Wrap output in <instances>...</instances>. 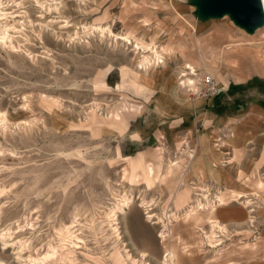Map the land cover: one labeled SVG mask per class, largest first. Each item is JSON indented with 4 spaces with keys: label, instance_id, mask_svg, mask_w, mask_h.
Segmentation results:
<instances>
[{
    "label": "rangeland",
    "instance_id": "374dc122",
    "mask_svg": "<svg viewBox=\"0 0 264 264\" xmlns=\"http://www.w3.org/2000/svg\"><path fill=\"white\" fill-rule=\"evenodd\" d=\"M194 11L189 0H0V264H165L169 253L264 264V165L235 187L197 183L193 146L137 136L155 94L132 86L136 72H162L192 99L184 83L220 72L235 107L264 104V68L245 76L229 62L244 52L226 58L252 37L264 48V27L249 35ZM184 189L192 200L177 207Z\"/></svg>",
    "mask_w": 264,
    "mask_h": 264
},
{
    "label": "crops",
    "instance_id": "0c3cea01",
    "mask_svg": "<svg viewBox=\"0 0 264 264\" xmlns=\"http://www.w3.org/2000/svg\"><path fill=\"white\" fill-rule=\"evenodd\" d=\"M193 29L199 45L198 34L203 37L208 30L204 23L196 25ZM218 34V31H212L208 38L214 39ZM253 38L249 39L241 52L234 47L231 52L229 49L226 56L229 60L236 53L244 52L243 59L235 56L229 62L235 71H240L239 74L245 76L252 74L250 77L259 75L262 71L260 67L264 68V48L252 45ZM232 44L234 43H229L225 47H231ZM154 53L162 60L157 51ZM202 63L200 61V64ZM187 68L195 69L191 65H187ZM145 75L136 72L131 78V84L138 92L148 91V86H151L155 94L153 119L138 132V139L153 135L155 144L162 139L170 146L177 143V139H182L181 143L193 146L195 159L188 167V174L192 180L197 183L235 187L241 183V178L246 175L247 170L259 169L264 165V104L253 102L242 108L235 107L229 93H225L229 91L233 82L230 76L221 75L219 72L216 79L220 81L222 93L216 98L205 100L192 99L179 92L175 83L167 80L162 72L151 78ZM116 126L117 123L114 127ZM142 159L141 156L132 163L134 169L142 167ZM172 168L171 165L169 171ZM146 170L148 175L152 168L148 167ZM190 200L192 198L188 189L179 191L176 198L177 207ZM218 217L221 219L220 215Z\"/></svg>",
    "mask_w": 264,
    "mask_h": 264
},
{
    "label": "water",
    "instance_id": "95a60500",
    "mask_svg": "<svg viewBox=\"0 0 264 264\" xmlns=\"http://www.w3.org/2000/svg\"><path fill=\"white\" fill-rule=\"evenodd\" d=\"M189 4L201 22L228 17L249 35L264 27L263 0H189Z\"/></svg>",
    "mask_w": 264,
    "mask_h": 264
},
{
    "label": "built area",
    "instance_id": "2783aa9c",
    "mask_svg": "<svg viewBox=\"0 0 264 264\" xmlns=\"http://www.w3.org/2000/svg\"><path fill=\"white\" fill-rule=\"evenodd\" d=\"M193 75L198 74V71L192 72ZM187 89H193L194 96L205 100H210L218 97L222 90L219 83L210 73H202L198 84L195 82L193 86H185Z\"/></svg>",
    "mask_w": 264,
    "mask_h": 264
},
{
    "label": "bare ground",
    "instance_id": "6f19581e",
    "mask_svg": "<svg viewBox=\"0 0 264 264\" xmlns=\"http://www.w3.org/2000/svg\"><path fill=\"white\" fill-rule=\"evenodd\" d=\"M263 4H264V0H263ZM0 42L3 43V44H7V31H3L1 32L0 31ZM187 69H191V68H187ZM192 72H197L196 69L194 70H191ZM203 72H201L202 74ZM197 75V74H196ZM189 81V80H188ZM184 83V82H183ZM195 84L194 81H189V84H185L184 83V86H188V85H191L193 86ZM132 200L131 199H128V198H125V199H122L121 201V204L117 207V211H120V212H125L126 209L130 208L131 204H132ZM219 202H221V200H219ZM201 204V205H200ZM204 206H208L206 204H202L201 202L199 203V209L201 207H204ZM207 210V209H206ZM200 211V210H199ZM153 215H149V218H152ZM216 224L219 225V223L216 221ZM173 258H174V255L172 253H169L165 256V264H171L172 261H173ZM174 263V262H173Z\"/></svg>",
    "mask_w": 264,
    "mask_h": 264
}]
</instances>
